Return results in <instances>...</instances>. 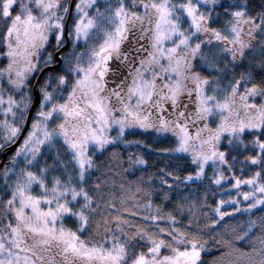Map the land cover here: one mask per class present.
<instances>
[{"label":"snow or ice","instance_id":"6c2138e0","mask_svg":"<svg viewBox=\"0 0 264 264\" xmlns=\"http://www.w3.org/2000/svg\"><path fill=\"white\" fill-rule=\"evenodd\" d=\"M0 264H264V0H0Z\"/></svg>","mask_w":264,"mask_h":264},{"label":"trees","instance_id":"16d2710c","mask_svg":"<svg viewBox=\"0 0 264 264\" xmlns=\"http://www.w3.org/2000/svg\"><path fill=\"white\" fill-rule=\"evenodd\" d=\"M137 138H140V137H137ZM142 139L147 140L148 138L147 137H143ZM133 151H135V149H133ZM145 158L147 159L149 157L147 155H145ZM156 160H157L156 157H151L150 164H154L156 162ZM149 171H154V168H150ZM219 197H220V194L218 193L216 197H213V199H218ZM245 219H247V217H243V216L240 217L239 218V221L236 222L237 223V226L239 227V224H242ZM236 246L238 248H240L242 251H245V252L250 251V247L247 246V245H245V243L243 241H237L236 242ZM205 258L206 259H210V257H205Z\"/></svg>","mask_w":264,"mask_h":264}]
</instances>
